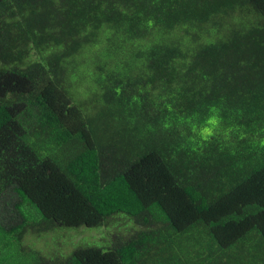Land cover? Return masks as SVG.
<instances>
[{
  "label": "trees",
  "instance_id": "obj_1",
  "mask_svg": "<svg viewBox=\"0 0 264 264\" xmlns=\"http://www.w3.org/2000/svg\"><path fill=\"white\" fill-rule=\"evenodd\" d=\"M0 264H264V0H0Z\"/></svg>",
  "mask_w": 264,
  "mask_h": 264
},
{
  "label": "rangeland",
  "instance_id": "obj_2",
  "mask_svg": "<svg viewBox=\"0 0 264 264\" xmlns=\"http://www.w3.org/2000/svg\"><path fill=\"white\" fill-rule=\"evenodd\" d=\"M96 231H88L83 229L82 231H75V230H59L53 231L48 234H44L40 238H35L34 236L31 238L29 243L31 242L32 245H35L36 248H52L53 250H62L67 251L70 248L71 241L74 239L80 238L81 234L88 236V233L94 234Z\"/></svg>",
  "mask_w": 264,
  "mask_h": 264
}]
</instances>
